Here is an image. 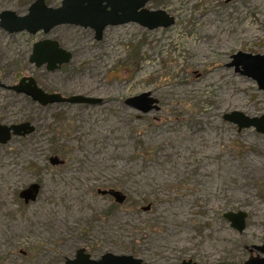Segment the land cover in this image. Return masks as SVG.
Here are the masks:
<instances>
[{
    "label": "rangeland",
    "instance_id": "rangeland-1",
    "mask_svg": "<svg viewBox=\"0 0 264 264\" xmlns=\"http://www.w3.org/2000/svg\"><path fill=\"white\" fill-rule=\"evenodd\" d=\"M35 1L0 0V12L24 14ZM146 9L174 25L109 26L100 41L91 28L62 25L2 41L13 79L32 75L44 91L102 103L0 97V120L36 126L0 146V264H66L81 248L95 260L112 253L146 264L264 258V134L224 120L264 117V89L243 64L231 66L240 52L264 55V0H152ZM44 39L71 61L54 72L30 66ZM142 94L157 109L126 104ZM52 156L65 164L52 166ZM34 183L39 195L25 204L19 194ZM239 211L248 214L241 233L223 217Z\"/></svg>",
    "mask_w": 264,
    "mask_h": 264
},
{
    "label": "water",
    "instance_id": "water-1",
    "mask_svg": "<svg viewBox=\"0 0 264 264\" xmlns=\"http://www.w3.org/2000/svg\"><path fill=\"white\" fill-rule=\"evenodd\" d=\"M152 0H61L57 8L46 4L45 0H36L30 5L25 15H18L13 11H4L0 14V27L11 33L27 32L31 35L43 32L49 34L55 27L62 25H74L83 28H91L95 32V39L100 41L103 38L105 29L109 26H119L128 23H136L148 30L158 28H168L174 25V18L164 11H151L146 6ZM233 0H225L230 3ZM72 59V54L61 48L59 42L45 39L36 43L30 56V64L39 68L46 67L47 71L54 72L63 65L68 64ZM235 60L231 66L239 67L243 64L244 75L257 82L261 89H264V55H250L238 53L233 56ZM243 59V60H242ZM238 69V68H237ZM18 94H24L38 103L42 107L54 104H88L97 105L102 103L101 99L88 98L83 96L65 97L59 93H47L41 89L34 78L24 77L20 83L12 88ZM126 104L147 113L157 109V101L149 98V94H142L138 97L130 98ZM224 120L238 127V130L256 128L258 132L264 134V117L249 118L242 113L232 112L224 116ZM35 127L29 123H22L13 126L0 124V145H6L13 137H26L35 132ZM52 166L62 165L64 162L59 157L53 156L49 159ZM40 192L37 183L24 189L19 198L25 204L35 202ZM102 195H109L118 203H123L125 195L116 190H99ZM228 220L231 227L238 232H243L246 228L248 214L242 211L237 213L229 212L223 215ZM264 254V244L256 248ZM66 264H146L142 259L128 255H115L107 253L100 259L94 260L84 248L76 253L73 260H67ZM182 264H197L192 260L183 261ZM252 264H264V258Z\"/></svg>",
    "mask_w": 264,
    "mask_h": 264
},
{
    "label": "flooded vegetation",
    "instance_id": "flooded-vegetation-1",
    "mask_svg": "<svg viewBox=\"0 0 264 264\" xmlns=\"http://www.w3.org/2000/svg\"><path fill=\"white\" fill-rule=\"evenodd\" d=\"M48 5V4H47ZM50 6V5H49ZM5 11H7V10H5ZM2 12H4V11H2ZM2 12H0V14L2 13ZM27 12H25L24 14H20V16H22V15H25ZM19 15V14H18ZM20 33H27V32H25V31H23V32H20ZM20 33H11V32H9V31H6V30H4L3 28H1L0 27V97H3L4 98V102L5 103H7L10 99H11V97H12V95H23V96H25L26 98H29L28 96H26V95H24V94H18V93H16L15 91H13V87H15V86H17L19 83H20V81L22 80V78H24V77H32V78H34V80H35V82L37 83V85L39 86V81H38V79L37 78H35L34 76H32V75H29V76H27V75H22V74H19V76H18V78L16 77L15 79H13V77H12V72H11V69H12V64H11V59H10V45H8V47L6 46V43L5 42H2V41H10L11 40V38L13 37V36H16V35H18V34H20ZM29 34V33H28ZM37 34H39V33H37ZM36 34V35H37ZM35 36V35H34ZM36 43H39V40H38V42H36ZM33 50V49H32ZM23 57V56H22ZM29 60H30V57H29V59H28V63H29V65L30 66H33L36 70H39V67H37L36 65H34V64H30V62H29ZM14 67H17V69L19 68V65H13ZM46 68V67H45ZM41 88V87H40ZM42 89V88H41ZM45 92H47V91H45ZM47 93H49V92H47ZM31 100V99H30ZM26 122H29V121H24L23 123H26ZM29 123H31L34 127H35V129H36V126L32 123V122H29ZM0 124L1 125H5V126H13V125H17V124H12V123H6L5 121H2V120H0ZM19 124H22V122L21 123H19ZM22 138H24V137H22ZM9 143V142H8ZM1 146V145H0ZM53 157V156H52ZM51 158V157H50ZM49 158V159H50ZM65 163H63L62 165H60V166H63ZM82 249V248H81ZM85 249V248H84ZM80 250V249H79ZM86 250V249H85ZM86 253L87 254H89V252L86 250ZM92 257V256H91ZM102 257V256H101ZM100 257V258H101ZM93 258V257H92ZM99 258V259H100ZM94 259V258H93ZM95 260V259H94ZM98 260V259H97Z\"/></svg>",
    "mask_w": 264,
    "mask_h": 264
}]
</instances>
